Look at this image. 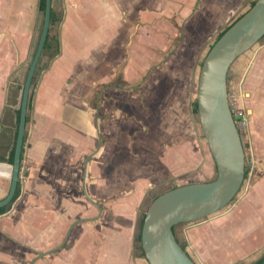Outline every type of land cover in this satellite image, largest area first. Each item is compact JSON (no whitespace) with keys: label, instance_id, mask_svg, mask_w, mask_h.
Returning a JSON list of instances; mask_svg holds the SVG:
<instances>
[{"label":"crops","instance_id":"crops-1","mask_svg":"<svg viewBox=\"0 0 264 264\" xmlns=\"http://www.w3.org/2000/svg\"><path fill=\"white\" fill-rule=\"evenodd\" d=\"M254 1H53L51 13L61 18L50 36L60 51L43 67L54 53L45 51L30 96L24 158L32 168L0 213V264H137V227L151 190L182 185L184 175L207 179L208 144L192 115L196 70L206 37ZM44 12L41 0H0V199ZM204 16L208 31L193 42L188 27ZM257 51L242 67L243 85L233 84L250 117L252 162L262 169L264 45ZM139 84L142 97L128 92ZM257 182L255 210L264 203V173Z\"/></svg>","mask_w":264,"mask_h":264},{"label":"water","instance_id":"water-1","mask_svg":"<svg viewBox=\"0 0 264 264\" xmlns=\"http://www.w3.org/2000/svg\"><path fill=\"white\" fill-rule=\"evenodd\" d=\"M53 1L46 0L42 29L21 85L14 160L7 171L10 183L5 197L0 199V207L13 200L20 180L30 96L40 75L39 63L51 32ZM263 36L264 0H255L212 44L203 59L198 75L197 114L215 160L217 175L212 180L172 187L149 204L142 224L141 243L150 264H198L182 246L175 226L182 222L194 225L209 221L212 214L227 207L241 190L246 163L251 159L246 155L243 137L230 107L229 70L235 60L258 44ZM36 72V80H33ZM48 252H40L37 258ZM34 262L32 260L30 264Z\"/></svg>","mask_w":264,"mask_h":264},{"label":"rangeland","instance_id":"rangeland-1","mask_svg":"<svg viewBox=\"0 0 264 264\" xmlns=\"http://www.w3.org/2000/svg\"><path fill=\"white\" fill-rule=\"evenodd\" d=\"M37 17L41 19L42 16ZM237 17L238 16H235L229 23H232ZM197 21L198 23L195 26L188 27V30L192 29V32L189 33L194 36V38L191 39V41L193 42L196 39L201 38L203 34L207 33L208 31L205 30L209 22L208 16H204L203 18L200 17L199 19H197ZM229 23L227 24L229 25ZM227 24H225L223 28L216 30L211 37V33L206 37L207 41L205 51H203L201 55L196 70L197 77L199 75L198 69H200L204 57L206 56L212 44L216 41V38L220 31H222V29H224ZM37 32L38 34L40 33L39 27L37 28ZM38 34L36 38L39 37ZM193 42L188 44H193ZM260 45H264V38H262L259 43L256 44L253 48L243 53L232 64L229 70L231 77L230 75L228 77L230 96L233 93H240L238 85L239 83L243 85V79L246 75V71L243 70V68L246 67L250 59V62H253L254 54L258 52L257 48ZM33 48L35 47L33 46ZM55 54L56 53H52V56H50V58H46L47 55L44 56L43 67L46 65L45 62L50 61ZM242 62L245 63L242 65ZM42 69L43 68H41L40 73L43 71ZM237 70H239L240 72L238 71V74L234 75ZM234 79L237 80L236 83L238 85L236 86L233 84L235 83ZM140 85L141 84H139L138 86H130V88L128 87V92L136 93L142 97L143 90H140ZM197 88L198 78H196L195 84H193L192 87L191 103H194L196 101ZM141 102L144 103L143 100H141ZM128 103H131V101H128ZM181 104L183 105L182 107L188 108L187 98L185 102H182ZM192 115L194 118H196L195 123L199 126V132L201 135L202 142H206L203 131L201 129L197 112H193ZM128 119L130 118L128 117ZM241 134L244 141L246 155L251 158V161L249 160L246 163V166L249 167V171L237 196L230 202L227 207L212 214L210 216L211 219L209 221L194 225H192L193 223L182 222L178 223L175 226V232L178 239L181 243H186V249L198 264H248L254 262L264 254V236L260 234L264 231V203L260 201L261 206H259V208L255 210L254 207H252L254 204L253 201L257 202L260 199L257 196H251V194L254 195V193H252V190L255 188L256 184H258V179L264 173V171L262 170L264 166L260 165L262 168L260 169L256 164L252 162L253 154L249 143L248 129L246 131L243 130ZM206 151L209 156V163L207 166V173L205 172L204 176L207 177L205 181H208L216 177L217 171L215 166V160L209 150L208 145L206 147ZM185 177H187V175H184L181 181L183 184L189 183L190 181V178H186V180ZM170 188H172L171 185L165 184L157 190H151L141 209L134 250V255L138 258L136 262L137 264H150L146 257L142 254V250L139 246L141 243L137 239V236L141 234L142 224L144 220L143 215L146 212L153 198L157 194L162 193ZM197 222L199 221H196L195 223ZM258 234L260 235L258 236Z\"/></svg>","mask_w":264,"mask_h":264},{"label":"trees","instance_id":"trees-1","mask_svg":"<svg viewBox=\"0 0 264 264\" xmlns=\"http://www.w3.org/2000/svg\"><path fill=\"white\" fill-rule=\"evenodd\" d=\"M255 3V1L252 3V5ZM45 7H46V0H41V8H42V10H44L45 11ZM43 18H44V16H43ZM60 16H55V14L52 12L51 13V26H54V24L57 22V21H59L60 20ZM239 18V17H238ZM237 18V19H238ZM237 19H235L232 23H230L229 25H227L224 29H222V31H220V33L218 34V36H217V38H216V40L237 20ZM41 29H42V27H41ZM263 38H264V36H263ZM59 39L56 37V36H50V34H49V36H48V38H47V41H46V43H45V48H44V51H49V50H54V53H57V52H59L60 51V45H59ZM39 69H41L40 68V65H39ZM37 74H38V72H36V74L34 75V79L33 80H36V77H37ZM120 81V80H119ZM193 107H194V111L195 112H197V101H195L194 103H193ZM19 117H20V112L18 113V121H19ZM29 119V116H27V120ZM25 139H26V137H25ZM14 152H15V145H14V147H13V149H12V151H11V155H10V158H9V160H10V162L11 163H13V160H14ZM24 152H25V148H23V154H22V160H23V158H24ZM249 167H247L246 166V174H245V178H246V176H247V174H248V171H249V169H248ZM175 187V186H174ZM21 188H22V184H21V182L19 181V183H18V187H17V190H16V193H15V196H14V198H13V200L9 203V204H7V205H5V206H2V207H0V213H4V212H6L9 208H10V206L12 205V203L18 198V196L20 195V193H21ZM159 194H161V193H159ZM159 194H157L154 198H153V200L159 195ZM152 200V201H153ZM151 201V202H152ZM145 217V213H144V215H143V218ZM137 239L140 241V243H141V234H139V236H137ZM182 244V246L184 247V248H186V243H181ZM140 246V248H141V250H142V254L144 255V251H143V248H142V243L139 245ZM145 256V255H144ZM262 263H264V254L260 257V258H258L257 260H255L254 262H252V263H248V264H262Z\"/></svg>","mask_w":264,"mask_h":264},{"label":"built area","instance_id":"built-area-1","mask_svg":"<svg viewBox=\"0 0 264 264\" xmlns=\"http://www.w3.org/2000/svg\"><path fill=\"white\" fill-rule=\"evenodd\" d=\"M230 107L240 132L243 130L246 131L249 127L250 117L247 108L244 105L241 93H233L230 96ZM31 168L32 164L30 161L27 158H24L21 162L20 182L26 180Z\"/></svg>","mask_w":264,"mask_h":264},{"label":"flooded vegetation","instance_id":"flooded-vegetation-1","mask_svg":"<svg viewBox=\"0 0 264 264\" xmlns=\"http://www.w3.org/2000/svg\"><path fill=\"white\" fill-rule=\"evenodd\" d=\"M44 54H45V51H44V53H43V56H44ZM43 56L41 57V60H40V63H39L40 68H41V65H42ZM29 64H30V63H29Z\"/></svg>","mask_w":264,"mask_h":264}]
</instances>
